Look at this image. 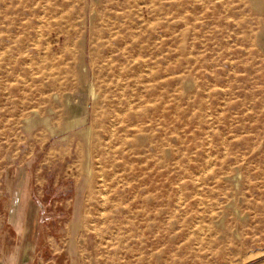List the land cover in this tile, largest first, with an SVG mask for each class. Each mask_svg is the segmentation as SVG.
I'll list each match as a JSON object with an SVG mask.
<instances>
[{"label":"rangeland","instance_id":"374dc122","mask_svg":"<svg viewBox=\"0 0 264 264\" xmlns=\"http://www.w3.org/2000/svg\"><path fill=\"white\" fill-rule=\"evenodd\" d=\"M30 195L36 264H264V0H0V257Z\"/></svg>","mask_w":264,"mask_h":264},{"label":"crops","instance_id":"0c3cea01","mask_svg":"<svg viewBox=\"0 0 264 264\" xmlns=\"http://www.w3.org/2000/svg\"><path fill=\"white\" fill-rule=\"evenodd\" d=\"M30 198L31 200H27V203L24 206L20 203L19 198H17L13 203L12 218L15 219L17 223H21L20 226L16 227V232L19 233L20 236L14 244L9 243L6 249L7 253L3 257H0V264H36V260H38L36 256L39 255V250L37 248V244L35 243V239L38 227L37 214L40 205L34 202L31 195ZM31 210L35 212L34 220L36 222V226L34 233H32V236L28 238L25 234Z\"/></svg>","mask_w":264,"mask_h":264},{"label":"bare ground","instance_id":"6f19581e","mask_svg":"<svg viewBox=\"0 0 264 264\" xmlns=\"http://www.w3.org/2000/svg\"><path fill=\"white\" fill-rule=\"evenodd\" d=\"M106 208V207H105Z\"/></svg>","mask_w":264,"mask_h":264}]
</instances>
